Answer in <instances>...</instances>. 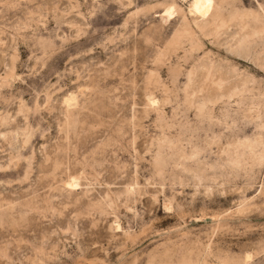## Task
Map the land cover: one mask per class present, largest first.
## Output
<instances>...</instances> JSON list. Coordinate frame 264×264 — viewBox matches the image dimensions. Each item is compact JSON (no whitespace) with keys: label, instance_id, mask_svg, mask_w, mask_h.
Listing matches in <instances>:
<instances>
[{"label":"rangeland","instance_id":"rangeland-1","mask_svg":"<svg viewBox=\"0 0 264 264\" xmlns=\"http://www.w3.org/2000/svg\"><path fill=\"white\" fill-rule=\"evenodd\" d=\"M0 264H264V0H0Z\"/></svg>","mask_w":264,"mask_h":264}]
</instances>
